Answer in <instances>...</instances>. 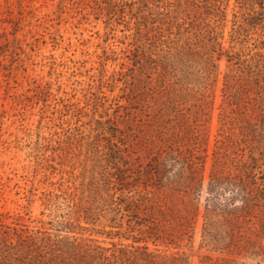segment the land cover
<instances>
[{
    "label": "rangeland",
    "instance_id": "obj_1",
    "mask_svg": "<svg viewBox=\"0 0 264 264\" xmlns=\"http://www.w3.org/2000/svg\"><path fill=\"white\" fill-rule=\"evenodd\" d=\"M112 1L118 15L111 8ZM252 1L261 2L226 1L228 22L223 39L227 49L238 41L235 50L243 49L244 58L251 61L257 58V53H264V23L259 20L261 6L256 3L253 7ZM132 10L134 14L130 18ZM144 11L146 4L133 0H0V236L16 240L17 233L50 232L48 222L55 216L56 208L65 207L78 196V189L74 190L72 185V173L90 164V158L85 157L88 152H80L73 143L85 140L82 132H96L93 118H98L107 108L105 114L114 121L112 126L117 123L130 134L125 137V143L130 145L127 162L132 172L142 171V167L135 169V163L144 166L152 164L150 160L162 152H179L175 154L177 160L191 163L193 170L200 174L201 213L196 220L193 243L183 246L182 250L193 264L204 255H219L201 245L205 194L210 174L221 158H225L231 176H236L240 173L241 161L250 162L254 150L264 148V114L255 106L264 100L259 87L261 79L248 77V88L237 89L235 95L244 106L231 113L235 119L230 128L226 125L225 131L221 120L225 74L237 66L226 55L217 61V71L203 79L192 75L193 67L201 65L179 64L181 71L171 66L172 78L167 77V91L173 96L184 94L180 98L184 103L179 106L182 113L177 116L160 99V79L167 74L159 75L157 66L153 75L142 73L137 89L146 100L154 93L155 109L140 105L128 115L127 107H118V103L126 105L125 98H132L129 81L134 72L128 67L129 53L125 50L128 42L129 48L135 43L125 38L124 23L130 21L132 25L136 13ZM234 20L237 25H233ZM240 25L247 31L242 29L236 41H232V29ZM155 58L156 65L160 56L157 54ZM126 78L127 85L123 82ZM199 84L203 87H194L192 91ZM182 85L190 89L184 91ZM187 90L194 93L192 96L204 93L209 101L214 99L212 107L205 106L208 116L198 122L188 117L197 111L199 102L188 96ZM78 102L87 104L88 108L80 109ZM159 107L165 109L164 115L160 116ZM242 125L245 127L241 128ZM100 137L106 145L107 136L101 133ZM50 148L58 154L53 158L58 162L54 168L48 157ZM256 156L260 157V167L255 171L261 183L264 157L259 153ZM79 157L83 160L75 163L73 159ZM62 164L70 169L63 171ZM178 171H174L177 173L173 180L180 177ZM189 175L186 173L182 180L189 182ZM56 188L62 193L53 195L51 190ZM223 195L224 199L232 196L229 192ZM174 197L179 199V195ZM92 205L96 212L104 209L96 200Z\"/></svg>",
    "mask_w": 264,
    "mask_h": 264
},
{
    "label": "trees",
    "instance_id": "obj_2",
    "mask_svg": "<svg viewBox=\"0 0 264 264\" xmlns=\"http://www.w3.org/2000/svg\"><path fill=\"white\" fill-rule=\"evenodd\" d=\"M133 1L146 4V11L136 13L132 25L130 21L124 23L125 38H131V43H135L129 48L128 42L129 47L125 50L129 53L126 57L128 67L134 72L129 81L132 98H125L126 105L118 103V107H127L128 115L140 105L155 109L152 103L154 93L150 100H146L142 99V91L137 89L142 73L153 75L158 67L159 75L167 74L166 78L160 79V99L168 103L177 116L182 113L179 106L184 103L180 99L184 94L173 96L167 91V77L172 78L171 66L181 71L179 64L201 65L193 67L192 75L203 79L217 71V61L225 55L237 66L225 74L221 104L224 131L226 125L229 124L230 128L235 119L231 113L244 106L235 94L237 89L248 88V77L261 79L259 87L264 93V53H257V58L251 61L244 58L243 49L235 50L238 42L235 39L242 29H247L234 26L231 37L236 42L229 49L223 44L228 22L227 0ZM256 3L261 6L259 20L264 23V0L252 1L251 5L255 7ZM111 8L118 15L113 1ZM133 14L132 10L129 17L132 18ZM235 21L233 25H237ZM157 54L160 62L155 65ZM126 80H123L125 85ZM181 87L185 91L190 86ZM194 87L203 86L195 85L192 91ZM187 92L199 102L197 111L188 117L197 122L207 117L205 106L211 104L212 107L214 99L209 101L204 93L192 96L193 92ZM78 105L80 109L88 108L87 104L78 102ZM255 106L264 114V100ZM159 109L160 116L164 115L165 109ZM106 110L104 108L98 118H93L96 132H82L85 140L73 143L80 152H88L85 157L90 158L89 165L72 173V185L74 190L78 189L77 198L65 207L56 208L55 216L48 222V234L42 231L40 234L17 233L16 240L0 236V264H193L182 248L193 243L196 220L201 213L199 198L203 190L200 174L193 170L191 163L177 160L175 154L179 152H162L158 158L150 160L152 164L135 163V169L142 167V171L132 172L127 162L130 145L125 143V137L130 134L121 130L117 123L112 126L114 121L105 114ZM101 133L107 136L106 145L102 144ZM50 149L48 157L54 168L58 162L53 158L58 154ZM223 153L227 157L228 154ZM257 153L264 157V148H256L250 162L241 161L240 173L236 176H231L225 158L220 155L221 160L210 174L201 230V245L219 255H204L197 264H264V177L260 183L255 171L260 167ZM79 160L83 158L73 159L75 163ZM61 169L66 171L70 167L62 164ZM174 171L180 174L177 180L172 179L177 173ZM188 172L191 174L189 182L182 180ZM56 189L51 190L53 195L62 193ZM224 192L232 196L224 199ZM176 195L179 199L174 197ZM93 200L104 207L103 211L92 209ZM101 236L105 238L100 239Z\"/></svg>",
    "mask_w": 264,
    "mask_h": 264
}]
</instances>
